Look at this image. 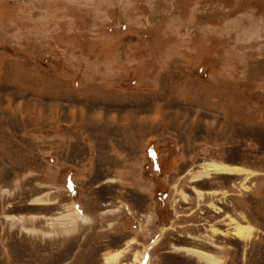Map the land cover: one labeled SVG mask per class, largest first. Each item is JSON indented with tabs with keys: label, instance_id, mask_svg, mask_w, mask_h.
<instances>
[{
	"label": "rangeland",
	"instance_id": "374dc122",
	"mask_svg": "<svg viewBox=\"0 0 264 264\" xmlns=\"http://www.w3.org/2000/svg\"><path fill=\"white\" fill-rule=\"evenodd\" d=\"M209 160L256 174L192 182ZM72 204L91 221L50 227ZM228 215L254 237L212 243ZM131 239L117 264H264V0H0V264Z\"/></svg>",
	"mask_w": 264,
	"mask_h": 264
},
{
	"label": "bare ground",
	"instance_id": "6f19581e",
	"mask_svg": "<svg viewBox=\"0 0 264 264\" xmlns=\"http://www.w3.org/2000/svg\"><path fill=\"white\" fill-rule=\"evenodd\" d=\"M216 174L245 175L244 182L242 183V187L247 188L245 184L256 173L240 165H231L224 161L222 162V161H217V160H209V161L203 162L198 170L191 172L190 176L192 177L191 179L192 182H197L205 178H211ZM194 189L198 193L200 200H204L205 195H207L206 192L196 187ZM208 193L217 194V191H211ZM183 195H184V198L187 199L188 195L186 193H184ZM32 201L34 204L48 203V201H46L43 198V196H37ZM209 205L215 210L221 211V208L218 207V205H216V201H211ZM6 218L11 219L12 221L21 222V223H24L25 221V216L23 215L21 216L6 215ZM227 218L230 220L229 222L230 228L229 230H227V232L222 231L216 226L211 227L212 235L209 240L212 243L214 241V236H217L218 234L233 235L242 240H250L254 237L255 227L253 225L249 223L241 222L231 215H228ZM48 219H49L48 224L50 227L57 226L65 233H71L72 231H74L79 221L84 224H87L91 221V219L84 213V211L81 208H79L76 204H72L71 206H69L65 213H62L56 216H50L48 217ZM22 226L25 229L29 230L24 225ZM30 230L33 232L38 231L37 229H30ZM41 232L43 233V235H48V236L51 235V233L46 232V231L45 232L41 231ZM134 242H135L134 239L128 240V242L126 243V247L120 250H117L115 252L109 251L105 253L104 255L105 264H117L120 257L128 250L130 245ZM176 248L179 250H184L187 253L197 256L201 261L205 262L206 264H225V261L223 259L219 258L215 254L208 252V251H204V250H201L198 248H192V247H176ZM134 261L135 262L140 261L139 255L137 253L135 254Z\"/></svg>",
	"mask_w": 264,
	"mask_h": 264
}]
</instances>
